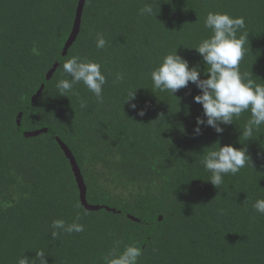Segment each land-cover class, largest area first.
<instances>
[{
    "label": "trees",
    "instance_id": "obj_1",
    "mask_svg": "<svg viewBox=\"0 0 264 264\" xmlns=\"http://www.w3.org/2000/svg\"><path fill=\"white\" fill-rule=\"evenodd\" d=\"M78 1L0 0V264H39V251L48 264H106L112 249L127 245L142 249L137 264H264V215L253 208L264 199V125L246 139L244 112L222 133L202 126L196 135L200 90L189 83L174 96L150 76L177 49L203 78L207 65L191 47L211 34L207 14L220 12L245 18L240 71L264 84V0H86L64 54ZM145 4L152 15L140 13ZM73 55L101 65L102 103L83 83L59 95L57 82L70 79L62 65ZM132 91L135 109L125 102ZM55 135L76 157L88 201L116 212L82 205ZM219 144L246 147L251 160L217 189L202 160ZM55 219L85 230L53 238Z\"/></svg>",
    "mask_w": 264,
    "mask_h": 264
},
{
    "label": "clouds",
    "instance_id": "obj_2",
    "mask_svg": "<svg viewBox=\"0 0 264 264\" xmlns=\"http://www.w3.org/2000/svg\"><path fill=\"white\" fill-rule=\"evenodd\" d=\"M140 13L152 15L153 8L150 4H145ZM203 27L209 29L211 34L191 48L196 50L207 65L205 76L202 78L199 65L190 67L189 62L180 56L176 49L175 52L164 56L159 66L151 72L153 87L162 92H170L174 96L189 83L200 90L199 94L193 97L194 102L203 108V115L196 118V135L201 134L202 126L222 133V125L232 124L242 113L250 112L251 117L247 120L242 135L248 140L252 139L254 132L264 125V84L257 83L247 73L240 71V63L247 51L245 45L248 43L245 18L234 17L228 13L209 12ZM106 44L104 36L98 35L96 47L103 49ZM62 67L70 79L57 82L59 95L68 97L67 94L72 92L74 85L83 83L98 102H103V87L107 80L98 62L82 60L78 55H73ZM122 79L123 76L117 74L116 80ZM125 102H130V107L136 108L135 91L129 93ZM85 107L86 104L81 102V108ZM138 114L143 116L144 110L141 109ZM249 160L251 158L246 147L219 144L217 149L207 151L202 163L205 170L211 173L208 181L218 189L224 183V176L236 175L248 165ZM253 208L257 213L264 215V199H257ZM79 218L78 215L77 220ZM51 229L53 238H57L61 233L71 234L85 230L83 224H69L63 219L53 220ZM141 255L140 247L127 245L123 251H119L118 247L112 249L104 260L106 264H137ZM45 256L43 251L36 253L39 264H48ZM19 264H27V260L21 259Z\"/></svg>",
    "mask_w": 264,
    "mask_h": 264
},
{
    "label": "water",
    "instance_id": "obj_3",
    "mask_svg": "<svg viewBox=\"0 0 264 264\" xmlns=\"http://www.w3.org/2000/svg\"><path fill=\"white\" fill-rule=\"evenodd\" d=\"M86 0H79L78 1V5H77V9H76V13H75V19H74V23H73V28L72 31L64 45L63 48V53L65 54L67 52V50L69 49V47L72 45V43L76 40L77 35L80 31V26H81V19H82V14H83V9L85 6ZM57 65H54L50 71L47 74V77L50 78L52 73L56 70ZM45 85L42 84L40 86V88L37 90L36 94L33 96V99H35L36 97H38L42 91L44 90ZM21 117L22 114L19 113L18 117H17V123L18 125H21ZM49 131V128H38L35 130H30V131H25L24 134L26 137H34V136H38L40 134H42L43 132ZM56 140L59 142L63 152L65 153L66 157L69 159V162L71 164V169L72 172L74 174L75 180L77 182V187L79 190V197H80V201L82 203V205L88 209V210H100L102 208H105L109 211H114L116 212L117 209L114 207H111L109 205L106 204H93L90 203L87 199V185L86 182L84 180V176L81 172V168L77 162L76 157L74 156L72 150L68 147V145L58 136L55 135ZM118 212H121L120 210ZM127 216L133 220L138 221L139 218L135 217L132 214H127Z\"/></svg>",
    "mask_w": 264,
    "mask_h": 264
}]
</instances>
